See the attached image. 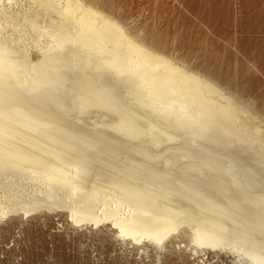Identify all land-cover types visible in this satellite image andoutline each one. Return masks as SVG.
<instances>
[{"label": "bare ground", "instance_id": "bare-ground-1", "mask_svg": "<svg viewBox=\"0 0 264 264\" xmlns=\"http://www.w3.org/2000/svg\"><path fill=\"white\" fill-rule=\"evenodd\" d=\"M184 49L124 0H0V221L264 264V104Z\"/></svg>", "mask_w": 264, "mask_h": 264}, {"label": "rangeland", "instance_id": "rangeland-1", "mask_svg": "<svg viewBox=\"0 0 264 264\" xmlns=\"http://www.w3.org/2000/svg\"><path fill=\"white\" fill-rule=\"evenodd\" d=\"M124 1L138 23L264 104V0ZM153 249L151 243L122 242L107 227L74 230L65 213L0 221V264H155ZM184 259L183 264H232L225 256Z\"/></svg>", "mask_w": 264, "mask_h": 264}]
</instances>
